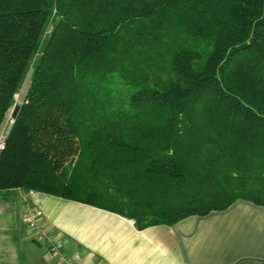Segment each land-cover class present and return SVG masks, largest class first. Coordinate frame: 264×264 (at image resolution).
<instances>
[{"label": "trees", "instance_id": "trees-1", "mask_svg": "<svg viewBox=\"0 0 264 264\" xmlns=\"http://www.w3.org/2000/svg\"><path fill=\"white\" fill-rule=\"evenodd\" d=\"M29 68L0 192L139 228L264 206V0H0V130Z\"/></svg>", "mask_w": 264, "mask_h": 264}, {"label": "crops", "instance_id": "crops-1", "mask_svg": "<svg viewBox=\"0 0 264 264\" xmlns=\"http://www.w3.org/2000/svg\"><path fill=\"white\" fill-rule=\"evenodd\" d=\"M58 243L49 251L25 220ZM264 264V206L237 200L228 208L174 224L139 228L121 214L38 191L0 192V264Z\"/></svg>", "mask_w": 264, "mask_h": 264}, {"label": "built area", "instance_id": "built-area-1", "mask_svg": "<svg viewBox=\"0 0 264 264\" xmlns=\"http://www.w3.org/2000/svg\"><path fill=\"white\" fill-rule=\"evenodd\" d=\"M9 118L11 120L10 125L12 124L13 120L9 115ZM9 129V128H8ZM8 132V131H7ZM7 135V134H6ZM6 136L4 134L0 135V150L3 148L4 142H5ZM25 220L28 224V226L36 231L39 237L43 238L46 242V245L48 246V249L52 253H59L58 252V243L56 240L50 236L49 234H46L43 229H41L38 225L37 215L34 212L27 211L25 213ZM59 259L62 261L63 264H77V262L70 257H64L62 255H59Z\"/></svg>", "mask_w": 264, "mask_h": 264}, {"label": "rangeland", "instance_id": "rangeland-1", "mask_svg": "<svg viewBox=\"0 0 264 264\" xmlns=\"http://www.w3.org/2000/svg\"><path fill=\"white\" fill-rule=\"evenodd\" d=\"M49 30H50V25H47L45 33H48ZM39 55H40V53L37 55V57ZM32 64H34V61L32 62ZM31 70H32V68H29L26 76L24 77V79L21 83V86L19 88L18 93L15 95L16 103H20L22 101V97L25 94V90H26L28 83H29V77H30ZM9 115L7 116V118L5 119V121L3 122L2 126H1L0 135L4 134L6 136L7 131L9 130L8 128L10 127V123H11Z\"/></svg>", "mask_w": 264, "mask_h": 264}, {"label": "water", "instance_id": "water-1", "mask_svg": "<svg viewBox=\"0 0 264 264\" xmlns=\"http://www.w3.org/2000/svg\"><path fill=\"white\" fill-rule=\"evenodd\" d=\"M19 110H20V103H15L10 112V117L12 118L13 121L17 117Z\"/></svg>", "mask_w": 264, "mask_h": 264}]
</instances>
